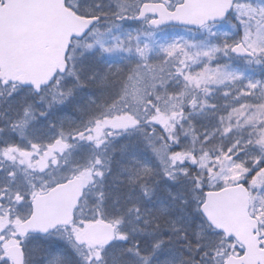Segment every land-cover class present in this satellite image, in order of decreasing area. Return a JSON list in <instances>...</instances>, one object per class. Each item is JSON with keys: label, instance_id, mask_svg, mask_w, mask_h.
I'll list each match as a JSON object with an SVG mask.
<instances>
[{"label": "snow or ice", "instance_id": "6c2138e0", "mask_svg": "<svg viewBox=\"0 0 264 264\" xmlns=\"http://www.w3.org/2000/svg\"><path fill=\"white\" fill-rule=\"evenodd\" d=\"M0 264H264V0H0Z\"/></svg>", "mask_w": 264, "mask_h": 264}]
</instances>
